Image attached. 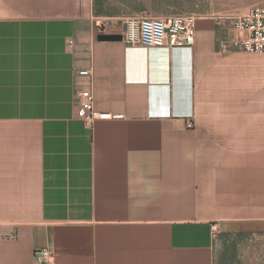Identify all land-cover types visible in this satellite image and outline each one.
Returning a JSON list of instances; mask_svg holds the SVG:
<instances>
[{
	"label": "crops",
	"instance_id": "0c3cea01",
	"mask_svg": "<svg viewBox=\"0 0 264 264\" xmlns=\"http://www.w3.org/2000/svg\"><path fill=\"white\" fill-rule=\"evenodd\" d=\"M105 7L0 0V264H216L219 231L264 221V57L209 24L130 47Z\"/></svg>",
	"mask_w": 264,
	"mask_h": 264
},
{
	"label": "built area",
	"instance_id": "2783aa9c",
	"mask_svg": "<svg viewBox=\"0 0 264 264\" xmlns=\"http://www.w3.org/2000/svg\"><path fill=\"white\" fill-rule=\"evenodd\" d=\"M198 16L195 13L184 12L168 16H133L125 20L124 38L130 47L147 50L154 46L169 42L172 46L191 47L195 41ZM223 26L224 32L231 29L244 32L245 36L229 38L228 34L221 40L223 49L230 47L240 48L252 53L264 54V6L253 5L244 12L232 16H225L218 23ZM72 43V41H70ZM81 74H91L90 69L80 71ZM82 118L91 124L99 118H112L110 112L96 111L93 101L82 104ZM193 126V122H189ZM212 230L217 232V224H213ZM37 258L48 264L52 262L54 253L51 248H43L36 251Z\"/></svg>",
	"mask_w": 264,
	"mask_h": 264
},
{
	"label": "rangeland",
	"instance_id": "374dc122",
	"mask_svg": "<svg viewBox=\"0 0 264 264\" xmlns=\"http://www.w3.org/2000/svg\"><path fill=\"white\" fill-rule=\"evenodd\" d=\"M109 13L133 16H168L190 12L198 16L200 24H209L205 30L224 32L218 23L225 16L244 12L257 2L251 0H103ZM125 18V19H126ZM108 24V23H106ZM264 57V54L260 55ZM216 264H264V221H248L230 225L216 236Z\"/></svg>",
	"mask_w": 264,
	"mask_h": 264
},
{
	"label": "trees",
	"instance_id": "16d2710c",
	"mask_svg": "<svg viewBox=\"0 0 264 264\" xmlns=\"http://www.w3.org/2000/svg\"><path fill=\"white\" fill-rule=\"evenodd\" d=\"M102 37L111 38V37H113V36H106V35H105V36H102ZM113 38H115V36H114Z\"/></svg>",
	"mask_w": 264,
	"mask_h": 264
}]
</instances>
